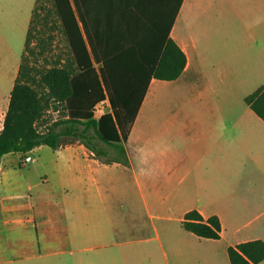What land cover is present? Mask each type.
<instances>
[{"label":"crops","instance_id":"1","mask_svg":"<svg viewBox=\"0 0 264 264\" xmlns=\"http://www.w3.org/2000/svg\"><path fill=\"white\" fill-rule=\"evenodd\" d=\"M205 2L180 5L169 37L186 64L175 81H150L125 144L128 166L102 164L82 145H66L39 162L41 173L26 185L31 196L25 209L17 210L10 192L18 186L5 180L10 172L3 174L1 161L0 209L12 220L9 232L19 230L16 224L25 227L21 220L26 219L36 229L39 250H69L75 255L72 264L218 263L229 247L264 242V122L244 103L264 88V26L249 30V43H239L237 28L236 42L198 43L195 26L207 13ZM35 7L36 0H0V58L3 49L14 61L9 92L0 94V120L30 26L31 46L39 48L36 62L48 69L70 59L49 0L35 12L32 25ZM205 33L199 31L202 40ZM227 47L236 55L254 54L260 63L220 59L219 50ZM44 148L15 155L27 159ZM190 211L203 219L215 216L220 239L185 231L181 223ZM24 233L32 238L28 230ZM25 242L22 247L29 250L33 244Z\"/></svg>","mask_w":264,"mask_h":264},{"label":"trees","instance_id":"2","mask_svg":"<svg viewBox=\"0 0 264 264\" xmlns=\"http://www.w3.org/2000/svg\"><path fill=\"white\" fill-rule=\"evenodd\" d=\"M182 1L49 0L70 59L38 71L22 55L0 129V165L7 155L41 146L57 151L77 143L102 164L128 166L125 144L150 81H175L186 64L169 37ZM244 103L264 122L263 87ZM99 104H107L109 111L95 117ZM50 111L56 116L46 119ZM181 226L200 239H220L215 216L203 219L190 211ZM227 258L229 264H259L264 242L229 247Z\"/></svg>","mask_w":264,"mask_h":264},{"label":"rangeland","instance_id":"3","mask_svg":"<svg viewBox=\"0 0 264 264\" xmlns=\"http://www.w3.org/2000/svg\"><path fill=\"white\" fill-rule=\"evenodd\" d=\"M46 1L47 0H38L36 3V11L40 12ZM203 4L202 8H206L207 6V13L203 14L202 23L200 24V22H198L195 26V31L197 32V35L195 36L198 39V43L209 42L211 44H228L229 42H236V28L239 29V43H249V30L251 28L258 29L259 27L264 26V0H206ZM199 12L200 11H198L196 15L198 16V21L201 19V14H199ZM202 28L203 30H207L204 40L201 39V35L199 34V31ZM42 29L44 28H40L38 33H40ZM34 31L35 30H32V32ZM33 36L35 37L36 34H32V37ZM38 50V46H31V43H29L28 50L24 53V58L27 60L28 65H30L31 68L43 71L46 69L45 64H41L39 63L40 61L36 62L35 60L39 57ZM218 57L220 59L229 58L232 61L236 60L237 57L250 60L256 59L260 63V58L258 56L251 53L249 55V52L247 54L236 55V50L232 47L220 49ZM13 63L14 61L8 58L2 49L0 58V94L2 98L9 92L7 89L8 79L10 76V70L13 68ZM4 111L5 109L2 108L0 123H2ZM107 111V105L103 104L102 107H98V113H95L96 117L103 115ZM55 116L56 114L52 111L46 113V119H49L50 117L55 118ZM53 153L54 151L45 147L38 154L34 153L29 155L27 159L24 155L15 154L3 158L1 168L3 174L4 172H10L6 175L7 177L5 180L14 182L18 186L17 191L10 192L11 196H16L15 201H13L11 205H14L17 210H24L25 207H23V205L28 202L31 196L30 191H26V185L41 173L38 168L40 164L39 162L50 160ZM1 193L2 190H0V194ZM21 221H24V224L27 225L25 227H19L18 224H16V228L19 230L9 232L7 227L12 226V220L5 216L0 209V264H72L75 255L69 253V250H65V252L60 254H50L45 249L39 250L35 246L33 239L37 234L36 229L31 228L29 221L26 219ZM26 230L31 233L32 238H30V236L26 237L24 233ZM40 230L41 227H38V231ZM25 241H31L33 244L29 250L22 247L23 244L26 245ZM209 264L229 263L227 257H224L223 262H221V258H219L218 263L210 260Z\"/></svg>","mask_w":264,"mask_h":264},{"label":"built area","instance_id":"4","mask_svg":"<svg viewBox=\"0 0 264 264\" xmlns=\"http://www.w3.org/2000/svg\"><path fill=\"white\" fill-rule=\"evenodd\" d=\"M102 107L103 106V104H99V105H97L96 107H95V109H94V116L96 117V114L95 113H98V107ZM101 116V115H100ZM99 117V116H98Z\"/></svg>","mask_w":264,"mask_h":264}]
</instances>
